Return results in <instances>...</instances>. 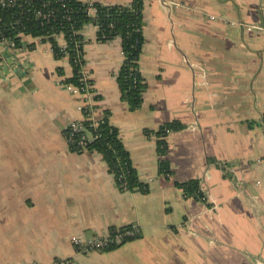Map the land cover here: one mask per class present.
<instances>
[{
  "label": "crops",
  "instance_id": "obj_1",
  "mask_svg": "<svg viewBox=\"0 0 264 264\" xmlns=\"http://www.w3.org/2000/svg\"><path fill=\"white\" fill-rule=\"evenodd\" d=\"M142 21L146 89L137 110L116 83L120 40L96 42L91 23L81 34L99 97L94 116L117 129L145 193L119 190L100 154L68 151L64 129L82 115L81 97L63 82L72 73L67 60L30 35L5 50L0 264H264V0H142ZM173 121L184 128L165 137L173 171L166 178L153 133ZM192 179L206 202L185 198L174 184ZM128 225L140 237L117 248L77 253L72 245L73 237Z\"/></svg>",
  "mask_w": 264,
  "mask_h": 264
},
{
  "label": "trees",
  "instance_id": "obj_2",
  "mask_svg": "<svg viewBox=\"0 0 264 264\" xmlns=\"http://www.w3.org/2000/svg\"><path fill=\"white\" fill-rule=\"evenodd\" d=\"M69 3V4H68ZM70 9L71 19H12L15 12L0 7V40L11 38L17 47L21 43V35L39 37L49 42L52 55L56 60L66 59L71 68V76L64 78L65 84L76 87H84L81 71L85 67L84 47L87 41L81 34L82 29L88 23L96 26V38L98 43L110 42L116 38L120 40V49L123 56L122 64L116 74L121 99L127 103L130 110H137L142 105L143 93L146 84L139 71V57L144 44L143 21H142V0H132L125 5H102L96 3L95 16L89 17L85 12V6L78 0L67 2ZM20 34V35H19ZM62 36L65 46L62 47L57 37ZM58 76H64L63 69L57 67ZM87 86L92 87V81L88 79ZM90 92L93 89H89ZM95 100H99L97 95ZM95 109V107L89 108ZM86 114V112H85ZM96 127H92L89 121L85 125L91 136L95 137L86 144V151L100 154L107 165L108 172L113 175L119 190L132 192L134 190L145 193L147 186L138 182L136 172L132 166L128 152L115 127L108 122L104 116L96 121ZM184 126L173 121L162 124L153 133L156 137L157 154L159 157V173L169 178L173 175L166 157L167 143L165 137L170 132L182 130ZM72 150L75 145L71 146ZM178 186L185 198L191 197L197 201L206 202L204 193L201 191L199 181L189 180L184 183H174ZM131 225L110 228L123 233L130 229ZM140 237V233L134 236H124L121 244H110L105 250H111Z\"/></svg>",
  "mask_w": 264,
  "mask_h": 264
},
{
  "label": "built area",
  "instance_id": "obj_3",
  "mask_svg": "<svg viewBox=\"0 0 264 264\" xmlns=\"http://www.w3.org/2000/svg\"><path fill=\"white\" fill-rule=\"evenodd\" d=\"M68 1L69 0H0V7L14 11L15 16H13L12 19H71L68 5L69 3L67 4ZM78 1L85 6V12L89 17L95 16L96 9L94 8V5L96 3L91 0ZM230 25L243 27L247 30H262V27L258 25H246L242 22H231ZM22 36L23 35H21V37ZM60 37L62 36L60 35ZM60 45L64 47V41ZM17 48L18 47L13 39L2 38L0 40V60L3 59L6 49L15 50ZM81 74L82 81L85 83L84 87H76L69 84L65 85L71 93L77 94L81 97V100L77 105V110L82 115V119L70 121L63 132L68 144V151L75 153L86 151V144L95 138L90 135L87 126L84 124L85 121H89L92 127H96V121L98 120L94 116V109L87 111L94 105V93L89 90L92 89V87L86 85L89 78L84 68L82 69ZM72 145H75L74 150L71 148ZM138 232V227L136 225H132L130 229L124 231L123 233L115 230V232L109 231L106 235H96L89 239L73 237L72 245L76 249L77 253L102 251L110 244H121L124 236H134ZM48 264H69V262L65 259H54Z\"/></svg>",
  "mask_w": 264,
  "mask_h": 264
}]
</instances>
